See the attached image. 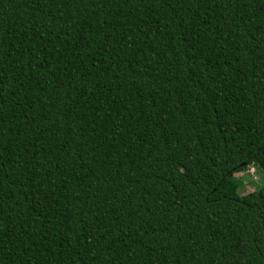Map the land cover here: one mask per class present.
Masks as SVG:
<instances>
[{
	"label": "trees",
	"instance_id": "obj_1",
	"mask_svg": "<svg viewBox=\"0 0 264 264\" xmlns=\"http://www.w3.org/2000/svg\"><path fill=\"white\" fill-rule=\"evenodd\" d=\"M253 164L264 0H0V264H264Z\"/></svg>",
	"mask_w": 264,
	"mask_h": 264
},
{
	"label": "rangeland",
	"instance_id": "obj_2",
	"mask_svg": "<svg viewBox=\"0 0 264 264\" xmlns=\"http://www.w3.org/2000/svg\"><path fill=\"white\" fill-rule=\"evenodd\" d=\"M251 169H254V173H251ZM235 177L242 182L241 186H243L240 190L242 194L254 190L255 187L264 188V169L259 165L253 164L248 171L237 172ZM247 185H249L248 188H246Z\"/></svg>",
	"mask_w": 264,
	"mask_h": 264
},
{
	"label": "built area",
	"instance_id": "obj_3",
	"mask_svg": "<svg viewBox=\"0 0 264 264\" xmlns=\"http://www.w3.org/2000/svg\"><path fill=\"white\" fill-rule=\"evenodd\" d=\"M251 173H254V169H251Z\"/></svg>",
	"mask_w": 264,
	"mask_h": 264
}]
</instances>
